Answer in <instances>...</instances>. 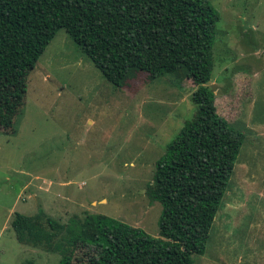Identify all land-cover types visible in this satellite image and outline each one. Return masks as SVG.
I'll return each instance as SVG.
<instances>
[{
    "label": "rangeland",
    "instance_id": "374dc122",
    "mask_svg": "<svg viewBox=\"0 0 264 264\" xmlns=\"http://www.w3.org/2000/svg\"><path fill=\"white\" fill-rule=\"evenodd\" d=\"M209 1L220 19L216 66L205 85L246 138L195 264H264V0ZM21 75L23 110L13 102L6 110L15 132L0 131V264H58L62 257L52 245L21 243L11 224L16 212L42 210L67 227L104 214L160 237L163 206L147 186L197 110L191 81L138 71L115 86L65 29ZM94 254L79 247L73 264Z\"/></svg>",
    "mask_w": 264,
    "mask_h": 264
},
{
    "label": "trees",
    "instance_id": "16d2710c",
    "mask_svg": "<svg viewBox=\"0 0 264 264\" xmlns=\"http://www.w3.org/2000/svg\"><path fill=\"white\" fill-rule=\"evenodd\" d=\"M219 19L209 0H0V131L15 132L6 110L12 102L23 110L21 74L61 29L111 84L122 86L138 71L152 79L182 73L195 86L197 105L147 186L163 206L160 237L104 214L67 227L41 210L15 213L11 224L21 243L52 245L62 254L58 264H73L79 247L96 251L85 264H195L194 256L206 253L246 138L205 85L216 66ZM10 78L17 80L7 85Z\"/></svg>",
    "mask_w": 264,
    "mask_h": 264
}]
</instances>
